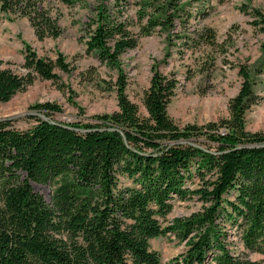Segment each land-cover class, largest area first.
Returning a JSON list of instances; mask_svg holds the SVG:
<instances>
[{"label": "trees", "instance_id": "16d2710c", "mask_svg": "<svg viewBox=\"0 0 264 264\" xmlns=\"http://www.w3.org/2000/svg\"><path fill=\"white\" fill-rule=\"evenodd\" d=\"M127 5L98 0L81 28L85 53L116 73V111L84 124L29 117L35 124L23 131L0 121V264H161L149 241L166 235L184 246L169 264H258L247 254L264 255V134L244 128L243 116L256 104L250 71L238 68L241 83L227 118L179 127L166 113L176 79L154 65L140 116L124 93L119 58L141 37L158 32L168 41L174 25L184 28L191 18V3L137 0L135 23ZM0 13L25 18L37 41L61 34L42 0H0ZM193 38L197 47L214 46L210 29ZM21 69H0V105L35 80L62 92L57 73L72 70L61 54L40 58L27 46ZM93 78L88 72L83 80ZM29 110L60 112L51 103ZM31 183L51 186L48 201ZM192 197L199 211L161 225L174 202ZM231 230L241 251L231 249Z\"/></svg>", "mask_w": 264, "mask_h": 264}, {"label": "rangeland", "instance_id": "374dc122", "mask_svg": "<svg viewBox=\"0 0 264 264\" xmlns=\"http://www.w3.org/2000/svg\"><path fill=\"white\" fill-rule=\"evenodd\" d=\"M125 1L128 3V17L135 23L137 0ZM185 1L191 3L192 16L184 28L175 24L168 41L164 34L158 32L141 37L133 50L120 56L126 97L137 106L139 115L145 116L141 98L155 65L160 73L173 75L177 82L174 96L166 108L168 117L179 127L186 124L201 126L227 118V102L236 95L241 83L238 68H246L250 71L256 104L245 112L244 128L249 133L264 134V0ZM97 2L84 0L66 7L57 0H42L61 30L58 38L42 41L36 40L25 18L0 13V69L22 73L24 46L40 58L53 60L56 54H61L72 68L69 75L57 73L62 92L49 81L35 80L26 90L14 94L8 102L0 105V119L32 111L30 106L42 103L59 107V113L45 117L64 125L89 123L95 115L117 110L111 87L116 78L115 71L100 65L92 55L85 53L81 28ZM203 28L210 29L214 35L211 48L197 47L195 41H191L195 31ZM131 29L136 32V25ZM88 72L93 73L91 82L83 80ZM34 124L29 118H20L11 121L10 128L23 131ZM195 186L196 182L190 188ZM31 188L48 201L50 185L31 183ZM200 209L201 203L196 197L174 202L165 220L160 221L161 225ZM228 240L232 242V251H241L234 230L230 231ZM149 246L159 255L161 264H169L184 250L182 243L168 235L150 240ZM247 256L251 261L264 264V255L249 253Z\"/></svg>", "mask_w": 264, "mask_h": 264}, {"label": "water", "instance_id": "95a60500", "mask_svg": "<svg viewBox=\"0 0 264 264\" xmlns=\"http://www.w3.org/2000/svg\"><path fill=\"white\" fill-rule=\"evenodd\" d=\"M29 117H36V118L40 119L41 121H48L51 124H56V123H54L52 121H49L43 114L38 113V112H33V111H28V112L23 113L21 115H18V116H15V117H11V118H7V119H0V121L11 122L13 120H17V119H20V118H29ZM61 126L66 127L64 125H61ZM66 128H68V127H66ZM177 144L185 145V144H190V143L184 142V141H179V142H177ZM191 145H193V144H191ZM260 146H262V145H260Z\"/></svg>", "mask_w": 264, "mask_h": 264}]
</instances>
